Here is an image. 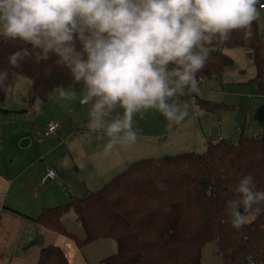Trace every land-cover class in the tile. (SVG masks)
Instances as JSON below:
<instances>
[{"label": "clouds", "instance_id": "obj_1", "mask_svg": "<svg viewBox=\"0 0 264 264\" xmlns=\"http://www.w3.org/2000/svg\"><path fill=\"white\" fill-rule=\"evenodd\" d=\"M258 5L260 0H0V36L31 45L9 56L13 68L26 58L40 63L58 57L56 63L83 85L87 127L107 136L103 151L110 155L140 139L137 114L156 110L169 127L185 121L189 106L180 98L199 92L198 73L217 44L236 32L251 39L264 8ZM7 78L0 72V89L7 88ZM57 91L69 98L65 88ZM117 107L123 112L113 115ZM235 193L226 212L239 230L248 215L264 213V190L247 175Z\"/></svg>", "mask_w": 264, "mask_h": 264}, {"label": "trees", "instance_id": "obj_2", "mask_svg": "<svg viewBox=\"0 0 264 264\" xmlns=\"http://www.w3.org/2000/svg\"><path fill=\"white\" fill-rule=\"evenodd\" d=\"M251 31V39L236 32L217 44L198 80L221 79L233 65L228 51L244 49L254 68L256 94L264 96V34H259L257 20ZM24 47L31 50L30 44L0 36V72L8 73L7 88L0 89L1 107L8 105L16 77L29 79V97L43 104L58 87L81 91L83 85L74 81L67 67L56 63L55 55L40 63L26 58L20 68H13L9 56ZM0 113L8 111L0 108ZM247 175L257 189L264 190V135L253 139L241 132L234 142L207 140L204 154L131 162L100 189L43 208L33 221L39 229L62 236L78 248L100 239L113 240L115 254L99 264H200L202 247L212 241L223 264H238L247 257L264 261V213L248 215L247 223L237 230L226 212V202ZM69 211L84 232L83 240L62 224ZM37 264L70 263L61 247L47 244Z\"/></svg>", "mask_w": 264, "mask_h": 264}, {"label": "rangeland", "instance_id": "obj_3", "mask_svg": "<svg viewBox=\"0 0 264 264\" xmlns=\"http://www.w3.org/2000/svg\"><path fill=\"white\" fill-rule=\"evenodd\" d=\"M257 29L259 34H264V10H260ZM250 75H252V63L244 53L238 61H234V66L220 80H198L199 92L180 98L182 103H187L189 106V116L180 125L169 127V121L156 110H149L143 118L137 114L134 117V128L138 131L140 139L133 145L131 159L140 161L185 153L204 154L206 141L208 138H217L218 136L214 137L216 134L221 135L227 142L236 141L238 135L234 132L235 127L243 126L245 130L249 127V136L264 134V96L257 95L255 86L248 83L252 79ZM232 76L249 78L244 85H227L226 78ZM30 87L29 79L16 77L8 105L0 106L8 111V113H0V154H13V156L19 154L20 149H23L27 143L20 142L21 137L27 132L30 133L32 128L34 130L43 128L51 119L58 123L56 118H66L68 121H72L73 118L74 122L81 121L88 125L87 105L76 104L69 111L65 109L62 100L51 98L45 107L39 99L29 97ZM122 112L123 110L117 107L113 115L122 114ZM203 128H208L209 133L203 132ZM98 136H93L91 139L84 136L80 142L81 149L78 150L80 154L75 147L79 139L78 135L69 145L74 156L75 153L77 154L76 158L81 164L91 165V171H83L86 174L87 187L85 188L89 191L100 189L112 178L103 181L101 177H106L108 171L103 170L105 167L96 162L94 157H88L92 151L103 149L108 140L107 136L103 138ZM63 153L64 146L60 145L52 157L63 161ZM45 164H48L46 160L43 165ZM63 165L67 169L66 177L71 182L75 181V193L77 198H80L82 191L79 189L83 190L84 181L72 174L74 169L71 163L66 162ZM62 224L79 240L84 239V232L75 221L72 211L62 218ZM50 234L57 241H50L49 244H58L57 246L64 249L70 264H99L101 260L116 252L115 243L111 239H100L78 248L64 237ZM68 250H71L69 255ZM200 264H223L215 241L202 247Z\"/></svg>", "mask_w": 264, "mask_h": 264}, {"label": "crops", "instance_id": "obj_4", "mask_svg": "<svg viewBox=\"0 0 264 264\" xmlns=\"http://www.w3.org/2000/svg\"><path fill=\"white\" fill-rule=\"evenodd\" d=\"M236 50L228 51L233 59V65L224 70L222 77L234 66V61H238L244 53L247 54L244 49ZM250 77L252 79L248 83H252L256 91V83L253 81V66ZM248 78L245 76H232L227 77L225 81H227V85H244L247 83ZM66 90L69 94L68 99L59 98L58 92L52 98L62 100L65 109L70 111L73 105L81 104L82 91H75L72 88ZM248 97L250 98L249 95ZM49 101L50 99L46 103H42L43 106L46 107ZM56 120L59 127L55 133L44 136L47 123L55 121L51 119L43 128H37L36 130L32 128L30 133L27 132L21 137L20 142L25 141L27 143L23 149H20L19 154L15 156L13 154H0V264H37L40 250L50 241H57L53 235L43 230V235L40 236L39 230L41 229L37 227L33 220L38 216L41 209L57 206L68 202L72 197H77L75 181L71 182L66 177L67 169L63 164L66 162L71 163L74 169L72 174L78 177L79 180L84 181L83 190L79 189V191H82V194L89 191L85 188L87 187L86 174L83 171H91V165L81 164L76 158L77 154L75 153L74 156L69 145L78 135L79 139L75 144L78 151L81 149L80 142L84 136L91 139L93 136L98 135L90 132L86 123L74 122L73 118L72 121H68L66 118H56ZM249 130V127H247L246 135H248ZM217 136L224 139L219 134L214 135V137ZM60 145L64 146L63 161L52 157ZM132 148L133 146L131 148H117L110 155H105L103 149H100L92 151L88 154V157H94L96 162L105 167L103 170L108 171V174H106L108 178L103 176L101 179L106 181V179L113 177L134 161L130 156ZM78 152L80 154V151ZM45 160L48 164L43 165ZM46 169L54 170L56 177L42 183L41 179ZM70 251L68 250V255L71 254Z\"/></svg>", "mask_w": 264, "mask_h": 264}, {"label": "built area", "instance_id": "obj_5", "mask_svg": "<svg viewBox=\"0 0 264 264\" xmlns=\"http://www.w3.org/2000/svg\"><path fill=\"white\" fill-rule=\"evenodd\" d=\"M260 5H264V0H261ZM260 5H258V7H260ZM260 10H264V8H260ZM59 125L56 122H48L46 125V131L44 133V136H49L53 133H55L58 129ZM246 130L242 127H236L234 129V132L236 134H240L241 132H245ZM203 132H205L206 134L208 133V129L207 128H203ZM253 139H256L258 137V135H253L251 136ZM220 140V137L217 138H208L209 143L211 144H216L218 143ZM56 177L54 170L52 169H46L44 172V175L41 179V182L44 183L45 181L49 180V179H54ZM39 234L40 236L43 235L42 230H39ZM238 264H264V261L259 260V259H255L253 257H247L246 259L240 260L238 262Z\"/></svg>", "mask_w": 264, "mask_h": 264}]
</instances>
